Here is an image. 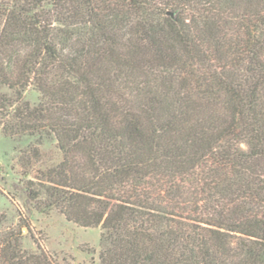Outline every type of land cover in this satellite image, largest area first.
<instances>
[{
    "label": "trees",
    "instance_id": "obj_1",
    "mask_svg": "<svg viewBox=\"0 0 264 264\" xmlns=\"http://www.w3.org/2000/svg\"><path fill=\"white\" fill-rule=\"evenodd\" d=\"M0 126L55 139L24 188L98 264H264V0H0Z\"/></svg>",
    "mask_w": 264,
    "mask_h": 264
},
{
    "label": "rangeland",
    "instance_id": "obj_2",
    "mask_svg": "<svg viewBox=\"0 0 264 264\" xmlns=\"http://www.w3.org/2000/svg\"><path fill=\"white\" fill-rule=\"evenodd\" d=\"M24 97L35 104L39 93L29 87ZM33 146L40 149V158L32 156ZM60 157L53 137L42 141L27 134L8 137L0 126V231L20 223L24 248L36 250L40 244L59 262L98 264L101 227H82L68 221L55 209L41 208L39 202L28 197L24 188L25 180L31 178L36 169L54 165Z\"/></svg>",
    "mask_w": 264,
    "mask_h": 264
}]
</instances>
